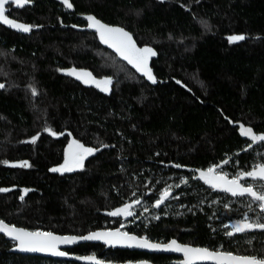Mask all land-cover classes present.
<instances>
[{"label": "trees", "instance_id": "16d2710c", "mask_svg": "<svg viewBox=\"0 0 264 264\" xmlns=\"http://www.w3.org/2000/svg\"><path fill=\"white\" fill-rule=\"evenodd\" d=\"M69 2L71 8L58 0L8 5L10 19L34 26L27 33L0 22V188L11 189L0 192V219L81 235L115 228L122 217L133 223L128 231L158 242L264 257V232L226 235L234 218L259 212L198 178L213 165L239 173L264 162V142L240 132L243 124L264 134V0ZM88 15L153 48L149 67L157 82L104 44ZM233 35L245 39L231 43ZM73 68L110 77V92L66 74ZM72 139L99 151L82 169L50 171L64 163ZM23 161L31 167L11 166ZM169 185L178 199L154 208L150 219L108 214L139 197L151 205ZM23 189L31 191L21 200ZM12 245L0 234V264H81L13 253ZM66 250L112 262L171 258L93 243Z\"/></svg>", "mask_w": 264, "mask_h": 264}, {"label": "snow or ice", "instance_id": "6c2138e0", "mask_svg": "<svg viewBox=\"0 0 264 264\" xmlns=\"http://www.w3.org/2000/svg\"><path fill=\"white\" fill-rule=\"evenodd\" d=\"M31 3V0H0V22L23 31L30 32L33 25L24 23H18L16 20L10 19L6 12L8 9L6 5L14 4L17 7H24ZM67 7L71 8L72 4L69 0H64ZM89 22L88 27L94 28L99 33L100 40L107 44L109 47L114 48L115 51L125 60L128 64L132 65L137 72L143 74L149 81L156 83V78L149 67V61L155 55L156 51L148 46L139 47L133 36L127 32L123 27L110 26L103 23L97 17L88 15L86 17ZM229 41L235 43L237 41L244 40L243 35L230 36ZM70 76H75L77 79L82 80L85 84H93L103 92H110L112 79L105 77L103 79H97L93 74L86 70H77L75 68L67 70ZM179 83V82H178ZM5 85L0 83V89L4 88ZM33 95L37 94L35 87L31 89ZM46 132H49L53 136L63 135V133H56L51 128H46ZM241 135L250 138L255 142H264V134H257L251 127H246L243 124L240 125ZM71 135V133H68ZM38 137H33L31 142L35 143ZM108 147V145H104ZM252 147L251 144L248 145ZM247 149H245L246 151ZM99 149L86 147L80 141L72 139L68 144L66 158L64 163L59 167H53L50 169L52 172H72L77 169H82L84 166V160L93 155ZM4 164H8V161H3ZM228 160H225L223 164H227ZM12 167L28 168L31 167L29 162L23 161L19 164H13ZM181 167V165H175ZM222 167L213 165L207 170H201L199 172V179L203 180L213 189H219L221 191L230 193L234 197L250 198L251 203L248 205L250 212H255L252 204H256L259 209V213L256 217L250 218L247 213L244 214V218L234 224H232L231 231L227 232L226 235L234 236L237 233H246L261 231L264 232V162L255 164L251 170H241L233 178L229 179L226 172H218L217 168ZM259 181L260 184L254 183H242L246 180ZM183 183L187 184V180H183ZM179 187V185H177ZM11 189L0 188V192H7ZM31 191L30 189H23L24 195L20 196L23 200L24 196ZM135 195V193H133ZM178 199V197H172V186L166 187L159 198L153 205L159 208L169 198ZM140 200L137 199L133 203L125 204L121 208H117L114 211L109 212L110 216L114 217H131L135 216V212L132 211L134 204H140ZM148 209H145L147 211ZM155 219H159V216H155ZM123 227V225H122ZM228 227V226H226ZM0 232L7 234L9 237L18 241V246L22 251L28 252H47L54 256H67L69 253L60 250V245L75 244L80 240L85 241H103L105 244L110 246L120 245L127 248H141V249H152V250H163L171 252L183 253L184 259L181 264H201V262L211 261L212 264H264V257H257L254 255H237L232 252L222 250H210L205 247H192L178 243L176 240H172L167 244L154 243L148 239L147 236L138 237L128 232L121 231L119 229L115 231H97L91 232L84 236H58L52 232L45 231H29L24 228H17L16 226H9L3 220H0ZM251 243V240L248 241ZM77 259H83L93 262V264H103L95 256L77 257Z\"/></svg>", "mask_w": 264, "mask_h": 264}, {"label": "water", "instance_id": "95a60500", "mask_svg": "<svg viewBox=\"0 0 264 264\" xmlns=\"http://www.w3.org/2000/svg\"><path fill=\"white\" fill-rule=\"evenodd\" d=\"M58 1L60 3H62L64 6L67 7V5L64 3V0H58ZM222 192L223 193H226V194H228L230 196H232L230 193H227V192H224V191H222ZM0 220H2V219H0ZM5 223L8 224L9 226H16V225H13V224H10V223H7V222H5ZM16 227L17 228H24V227H21V226H16ZM24 229H27L29 231H37V230H31V229H28V228H24ZM117 229L123 231L120 227H115V228H100V229H94V230H91V231L86 232V233L81 234V235H77V234H59V233H55V232H52V231H45V232H52V233H54L55 235H58V236H77V237H79V236L88 235L91 232H97V231H115ZM39 231H41V230H39ZM0 234L3 235L6 240H8V241H10V242L13 243V245L9 249L10 252L18 253V254H23V255H32V256H40V257H45V258L60 259V260H71V261H76V262L81 263V264H93V262L87 261V260H83V259H77V257L95 256L99 261H102L103 264H153V263H151L149 261H146V260L112 262V261L102 260V259L98 258L95 254H86V255H76V254H72V253H69L66 249H69V248L73 247L74 245L81 244V243H93V244H101L106 249H108V248H112V249H127V250H130V251L136 250V251H143V252H147V253H158V254H166V255H176V256H178L179 257L178 260L169 262L171 264H181V262L184 259L183 253H180V252H171V251H163V250H152V249H141V248H127V247H122L120 245L110 246V245L105 244L103 241H85V240H80V241H78L75 244L60 245V250L69 253V255H67V256H54V255H52L50 253H47V252H28V251H22V250H20V248L18 246V241L14 240L13 238L9 237L7 234H5L3 232H0ZM129 234L136 235L134 233H129ZM136 236H138V235H136ZM138 237H140V236H138ZM172 240H176V239L171 238L168 241L163 242L161 244H167V243L171 242ZM154 243H160V242H154ZM178 243H180V242H178ZM181 244L188 245V246H192V247H199V246H193V245L185 244V243H181ZM237 255H240V254H237ZM201 264H212V262L211 261L201 262Z\"/></svg>", "mask_w": 264, "mask_h": 264}, {"label": "rangeland", "instance_id": "374dc122", "mask_svg": "<svg viewBox=\"0 0 264 264\" xmlns=\"http://www.w3.org/2000/svg\"><path fill=\"white\" fill-rule=\"evenodd\" d=\"M95 32H96V34H97V36L99 37V33L94 29V28H92ZM114 51H115V49L114 48H112ZM116 52V51H115ZM117 53V52H116ZM118 54V53H117ZM119 55V54H118ZM217 171L218 172H226L227 174H228V176H230V177H234L235 175H237L238 173H230L229 172V170H227V169H222V168H217ZM243 182V181H242ZM244 183L245 184H247V183H254V184H257V185H259L260 184V182L259 181H244ZM163 192V191H162ZM161 192V193H162ZM173 197V196H172ZM137 199H140V197L139 198H136L135 199V201L137 200ZM242 201L246 204V205H244L245 207L246 206H248L250 203H251V200H250V198H248L247 196H244V197H242ZM157 200V198L153 201V204H155V201ZM171 200H173V198H169L168 200H166L165 202H169V201H171ZM217 200V199H216ZM153 204H151V205H147L146 203H144L143 201L139 204V206H138V204L136 205V206H134L133 208H132V211H134L135 212V215H137V217H138V212L140 213V214H142V218H144V219H150L151 217H153L155 214H156V210L157 209H152L151 210V206L153 205ZM252 207L255 209V211H258L259 212V209L257 208V206H256V204H252ZM145 209H148L147 211H145ZM258 213H255V215H254V217H253V219L256 217V215H257ZM261 215H264V214H261ZM244 218V214L240 217V218H234V220H242ZM120 224H119V226H124V225H126L128 222L126 221V219H124V218H122V217H120ZM227 230V229H226Z\"/></svg>", "mask_w": 264, "mask_h": 264}, {"label": "flooded vegetation", "instance_id": "af4514ba", "mask_svg": "<svg viewBox=\"0 0 264 264\" xmlns=\"http://www.w3.org/2000/svg\"><path fill=\"white\" fill-rule=\"evenodd\" d=\"M12 5H14V4H12ZM6 8L8 9V5H6ZM231 178H233V177H230L229 176V179H231ZM246 181H248V180H246ZM242 183H244V181L242 182ZM209 186V185H208ZM210 187V186H209ZM211 188V190H213V191H216V192H220V193H222V194H224V195H226V196H228V197H230V198H232V199H235V198H237V197H234V196H230V195H228V194H226V193H223L222 191H220V190H218V189H213L212 187H210ZM140 201H141V199H140ZM142 202V201H141ZM140 202V203H141ZM154 205V204H153ZM138 206H139V204H138ZM153 208H156V207H154L153 206ZM137 219H138V223H139V218H136L135 220H136V222H137ZM127 222H128V220H126ZM128 224H130V225H132L133 223L132 222H128L126 225H124L123 227L122 226H117V227H120L123 231H125V232H128V233H133V232H130V231H128L127 229H126V227H127V225ZM136 235H138V236H140V237H142V236H147L146 234H144V233H137ZM148 237V236H147ZM148 239L150 240V241H152V242H158V241H156V240H153V239H151L150 237H148ZM171 239V238H170ZM168 241V240H167ZM163 242H166V241H163ZM163 242H160V243H163ZM190 245H192V244H190ZM193 246H197V245H193ZM199 247H203V246H199ZM133 251V250H132ZM223 251V250H222ZM138 252H142V253H145V254H150V255H156V254H158V253H147V252H143V251H138ZM166 255V254H165ZM167 256H170L171 258H170V262L171 261H176V260H178L179 259V257L178 256H176V255H167ZM139 260H146V261H149V262H151L150 260H148V259H146V258H138V261ZM135 261H137V260H135ZM151 263H153V262H151ZM154 264V263H153ZM169 264H171V263H169Z\"/></svg>", "mask_w": 264, "mask_h": 264}]
</instances>
